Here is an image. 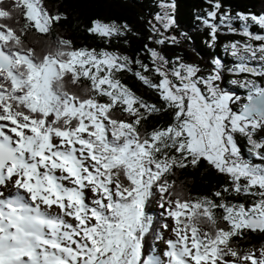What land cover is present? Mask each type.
<instances>
[{
    "label": "snow or ice",
    "instance_id": "6c2138e0",
    "mask_svg": "<svg viewBox=\"0 0 264 264\" xmlns=\"http://www.w3.org/2000/svg\"><path fill=\"white\" fill-rule=\"evenodd\" d=\"M204 2L209 48L241 37L220 45L230 65L169 59L164 46L192 40L175 0H158L134 54L75 47L46 0H0V264H264V241L242 247L264 236V13ZM84 31L108 46L138 35L97 17ZM201 164L224 177L208 194L169 179Z\"/></svg>",
    "mask_w": 264,
    "mask_h": 264
},
{
    "label": "trees",
    "instance_id": "16d2710c",
    "mask_svg": "<svg viewBox=\"0 0 264 264\" xmlns=\"http://www.w3.org/2000/svg\"><path fill=\"white\" fill-rule=\"evenodd\" d=\"M50 7H58L60 11L67 16L66 20H62L57 28V31L64 38L70 39L75 47H111L115 50L117 47L121 51L134 54L139 50L140 46L147 43L146 37L148 32L145 28V22L151 18L157 11L158 0H46ZM222 5L231 8L233 11L252 12L254 14L264 13V0H220ZM175 19L181 31L191 35V41L183 42L179 47L169 48L164 46L163 51L169 55L171 60L172 53L180 55L186 61H191L198 65L204 66L209 60L210 54H216L219 59L225 64H231L232 60L223 54L221 44L230 39H241L238 35H220L219 41L215 49L209 48L205 43L206 29L198 26L194 19L196 11H200L206 7L204 0H175ZM97 17L101 19L124 20L128 22L133 32L138 35L125 37L129 41V46L123 44H112L111 46L103 45L97 38L90 36L84 31V27L88 25L89 19ZM238 21L233 22V26L238 28ZM253 31L257 29L250 25ZM150 47H155L149 43ZM124 82L128 84L134 91L152 98V94L143 88L132 76H126ZM83 83V82H82ZM169 114L154 115L145 122L147 127L155 124L167 122ZM239 147L242 153L247 152L244 141H239ZM170 180H175L177 184L182 185L191 194H208L213 186L218 187L224 182V177L219 176L211 169H208L204 164L195 170L181 169L175 170V175L169 177ZM233 199L244 200V197H234ZM153 208H150L149 214L159 218L160 214L156 211V204L153 201ZM158 227V224L153 225V230ZM264 241V236L259 234H249L248 240L242 245L248 248L249 245L259 246L260 242ZM152 241L146 243V247L151 246Z\"/></svg>",
    "mask_w": 264,
    "mask_h": 264
},
{
    "label": "rangeland",
    "instance_id": "374dc122",
    "mask_svg": "<svg viewBox=\"0 0 264 264\" xmlns=\"http://www.w3.org/2000/svg\"><path fill=\"white\" fill-rule=\"evenodd\" d=\"M223 54H225V53L223 52ZM225 55H226V54H225ZM226 57H228V56L226 55ZM229 58H230V57H229ZM230 59H231V58H230ZM231 60H232V59H231ZM232 62H233V61H232ZM229 65H230V64H229ZM204 66H206V63L204 64ZM225 76H226V78H227L228 74L225 73ZM222 87H224V88H226V89L232 91V92L234 93V95H237V96H243V95L245 94V90L240 89L238 86H232V85L227 84L226 80H225V82L222 83ZM150 208H153V205H152V204L150 205ZM156 210H157V212L160 213V210H159L158 208H157ZM167 222H168L169 225L171 226V221L168 220ZM164 235H165V237H167V236L169 235V233H168V232H164ZM159 246H160V247H163V245H159Z\"/></svg>",
    "mask_w": 264,
    "mask_h": 264
}]
</instances>
